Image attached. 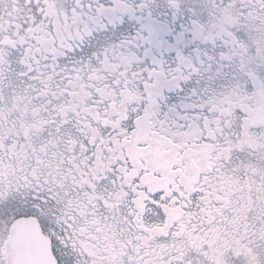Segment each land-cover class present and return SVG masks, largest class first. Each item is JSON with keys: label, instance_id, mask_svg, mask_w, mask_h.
<instances>
[{"label": "snow or ice", "instance_id": "1", "mask_svg": "<svg viewBox=\"0 0 264 264\" xmlns=\"http://www.w3.org/2000/svg\"><path fill=\"white\" fill-rule=\"evenodd\" d=\"M0 264H264V0H0Z\"/></svg>", "mask_w": 264, "mask_h": 264}]
</instances>
